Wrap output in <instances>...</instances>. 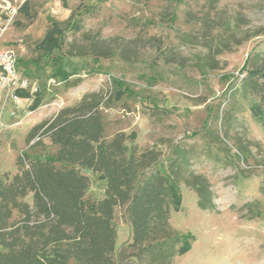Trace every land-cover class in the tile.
<instances>
[{"label": "rangeland", "instance_id": "374dc122", "mask_svg": "<svg viewBox=\"0 0 264 264\" xmlns=\"http://www.w3.org/2000/svg\"><path fill=\"white\" fill-rule=\"evenodd\" d=\"M29 9L33 17L17 13L0 40L28 80L19 102L0 97V173L16 172L22 152L53 154L39 125L94 96L103 145L121 132L129 147L153 148L164 162L175 147L184 154L181 208L171 210L169 225L190 246L170 264H264V123L238 90L246 56H264V0H29ZM55 25L61 43L46 53L40 42ZM59 64L77 73L63 80L54 74ZM118 85L132 95L116 97ZM35 96L40 105L31 110ZM86 172L91 204L104 181ZM191 173L206 178L213 208H199L185 182ZM112 222L120 260L131 241L123 207Z\"/></svg>", "mask_w": 264, "mask_h": 264}, {"label": "trees", "instance_id": "16d2710c", "mask_svg": "<svg viewBox=\"0 0 264 264\" xmlns=\"http://www.w3.org/2000/svg\"><path fill=\"white\" fill-rule=\"evenodd\" d=\"M18 13L33 17L29 0ZM52 27L40 42L46 53L61 43L60 30ZM75 73L61 64L54 71L63 80ZM239 75V93L249 99L252 116L264 123V56H246ZM132 93L118 85L116 97ZM39 105L35 96L30 109ZM39 127L56 146L54 153L32 157L22 152L16 172L0 173V264H135L133 257L170 264L189 248V236L169 225L171 210L181 208L177 174L182 150L175 147L164 162L153 148L129 147L121 132L103 145L104 122L94 96L61 108ZM86 170L104 181L103 195L91 204L85 196L91 181ZM185 182L196 192L199 208L214 207L206 178L191 173ZM115 207L124 208L131 232L120 260L115 258Z\"/></svg>", "mask_w": 264, "mask_h": 264}, {"label": "built area", "instance_id": "2783aa9c", "mask_svg": "<svg viewBox=\"0 0 264 264\" xmlns=\"http://www.w3.org/2000/svg\"><path fill=\"white\" fill-rule=\"evenodd\" d=\"M19 5L10 0L0 2V40L3 33L13 24ZM28 80L18 70V55L14 48L0 45V97L11 98L16 103L26 90Z\"/></svg>", "mask_w": 264, "mask_h": 264}]
</instances>
